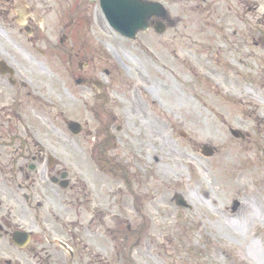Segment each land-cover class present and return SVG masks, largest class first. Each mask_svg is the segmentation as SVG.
Returning a JSON list of instances; mask_svg holds the SVG:
<instances>
[{
	"label": "rangeland",
	"instance_id": "1",
	"mask_svg": "<svg viewBox=\"0 0 264 264\" xmlns=\"http://www.w3.org/2000/svg\"><path fill=\"white\" fill-rule=\"evenodd\" d=\"M51 1L58 25L66 19L61 11L80 2ZM201 1H176L169 6L174 26L164 34L151 28L138 39L115 31L101 10L84 20L69 17L65 32L53 27V60L28 64L34 90L42 91L46 104L34 118L43 110L50 117L38 136L44 131L53 144H68V152L59 145L57 151L75 161L83 148L91 196L101 190V198L85 205L81 220L87 225L91 207L106 203L117 222L114 242L87 234L97 250L90 263L86 256L88 264L108 255L112 264H264V178L256 176L252 160L242 164L226 127H238L241 118L249 126L264 123V95L255 94L256 86L244 83L239 71L236 75L247 66L238 62L239 35L220 28L233 16L210 17L196 8ZM56 49L65 52L63 63H57ZM76 53L81 56H72ZM80 62H89V68L80 72ZM94 63L111 97L102 113L85 110L97 104L88 96L84 104L79 97L86 92L75 84L77 75L92 73ZM61 111L69 121L83 123L91 115L99 120L89 135L76 136L57 118ZM205 144L216 148L214 156L202 154ZM176 194L190 208L177 205ZM235 200L240 206L233 212Z\"/></svg>",
	"mask_w": 264,
	"mask_h": 264
},
{
	"label": "flooded vegetation",
	"instance_id": "2",
	"mask_svg": "<svg viewBox=\"0 0 264 264\" xmlns=\"http://www.w3.org/2000/svg\"><path fill=\"white\" fill-rule=\"evenodd\" d=\"M159 1L166 3L168 0ZM176 1L179 0H171V5ZM201 2L203 4L196 3V8L204 10L210 17L233 16L228 26L220 28L221 32L239 35L242 57L238 62L247 66L237 68L236 75L239 71L244 83L249 81L256 86L255 94L264 95V56H261V49L264 50V0ZM73 6L61 11L66 19L58 25L53 22L56 8L51 0H0V66L4 67L0 69V264H88L86 256L90 263L97 250L91 247L87 234L94 238L101 236L109 243L116 239L117 222L110 219L111 210L106 208L109 206L106 203H101L102 208L98 203L94 205L97 209L91 207L92 216L87 225L81 220L85 205L101 198V190L94 198L91 196L85 181V168L89 164L83 148H79L81 157L78 161L61 155L57 151L58 145L68 152V144H53L50 135L44 131L38 136L50 124L46 110L42 111L39 120L34 118L36 109H42L46 104L42 91L38 90L40 95H37L34 90L35 74L28 64L42 65L53 60V27H59L61 32L70 27L66 11L76 21V15L84 20L100 10L99 0H80ZM161 21L167 23L162 18H152L150 24L155 27ZM66 39L67 35L63 34L61 41ZM55 54L57 63L65 61L64 51L56 49ZM74 55L81 56L79 53ZM89 65V62H80L79 71ZM97 71L94 63L92 73L77 75L88 80L87 84L78 85L87 94L80 93L79 99L85 104V101L90 103L87 96L92 98L97 106L94 104L85 110L102 113L111 97L105 80L99 88L92 83L99 80L97 73L101 71ZM65 72L73 74L68 68ZM105 73L108 75L109 71L105 70ZM237 82L240 81L237 79ZM247 89L254 92L251 87ZM57 118L68 127L69 119L63 111ZM94 120L99 119L91 115L82 123L84 137L96 124ZM246 121L241 118L239 131L235 132L226 123L229 137L238 146L235 151L242 156V164L252 160L256 176L264 178V123L254 121L256 124L249 126ZM110 124L112 122L108 121L109 128L112 127ZM107 136L101 142L103 148L108 145ZM102 161L106 159L102 158ZM74 213L77 218H73ZM108 221L115 223L114 226ZM96 257L100 258V255ZM101 263L112 264L111 256L101 257L97 264Z\"/></svg>",
	"mask_w": 264,
	"mask_h": 264
},
{
	"label": "water",
	"instance_id": "3",
	"mask_svg": "<svg viewBox=\"0 0 264 264\" xmlns=\"http://www.w3.org/2000/svg\"><path fill=\"white\" fill-rule=\"evenodd\" d=\"M102 7L110 25L118 32L129 38H137V33L141 30H147L149 20L153 16L166 17V10L162 4L147 0H101ZM156 30L164 32V27L157 26ZM82 82V80L77 81ZM70 130L78 134L81 127L77 122H70ZM212 148H206L205 154L212 155ZM180 205L187 206L182 197H178Z\"/></svg>",
	"mask_w": 264,
	"mask_h": 264
},
{
	"label": "bare ground",
	"instance_id": "4",
	"mask_svg": "<svg viewBox=\"0 0 264 264\" xmlns=\"http://www.w3.org/2000/svg\"><path fill=\"white\" fill-rule=\"evenodd\" d=\"M152 92H153V91H152ZM249 209L252 210L251 207H249ZM250 217H252V215H250ZM239 235H240V234H239Z\"/></svg>",
	"mask_w": 264,
	"mask_h": 264
}]
</instances>
